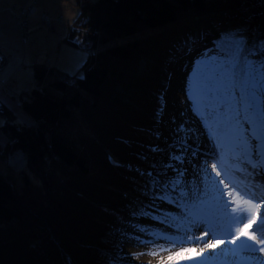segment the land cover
I'll use <instances>...</instances> for the list:
<instances>
[{
	"label": "trees",
	"instance_id": "obj_1",
	"mask_svg": "<svg viewBox=\"0 0 264 264\" xmlns=\"http://www.w3.org/2000/svg\"><path fill=\"white\" fill-rule=\"evenodd\" d=\"M75 3L62 41L87 52L81 66L32 64L33 87L20 95L28 122L0 102V158L14 148L26 158L19 173L0 169V264H140L123 241L153 220L141 212L160 215L155 198L192 152L164 110L174 75L188 93L222 41L264 37V0Z\"/></svg>",
	"mask_w": 264,
	"mask_h": 264
},
{
	"label": "snow or ice",
	"instance_id": "obj_2",
	"mask_svg": "<svg viewBox=\"0 0 264 264\" xmlns=\"http://www.w3.org/2000/svg\"><path fill=\"white\" fill-rule=\"evenodd\" d=\"M220 49L221 57L214 60L202 59L194 67L190 77V99L194 100L204 119L212 122L210 128L213 136H216L218 130L225 129L234 156H239L255 169L258 164L253 161L264 158V37L250 42L247 37L236 33L222 41ZM216 149L223 168L225 144L220 137H217ZM196 154L193 151L192 155ZM211 168L216 171V176L221 175L217 164L213 163ZM200 170L203 188L199 185L189 188L182 183L184 173L181 172L180 178L165 185L164 194L158 197L181 207L184 213L181 219L177 221L176 217L166 215L161 221L172 224L177 228V233L167 235L163 230L135 225L138 232L150 239L144 240L140 236L132 239L140 244H157L163 241L169 245L167 248L161 245L148 253L157 255L160 252H171L178 245L204 241L209 234L213 237L199 251L181 248L176 253V259L169 256L168 264H205L203 258L206 249L214 251L225 243L238 244L240 250L250 254L264 253V213L261 212L264 208V187L240 185V190L237 191L234 182L230 188L223 179L217 181L211 177L207 164L200 166ZM237 170L244 171L243 168ZM148 175L151 176L152 173L149 172ZM224 175H228L227 170ZM220 184H223V189L219 187ZM152 186L156 187V182ZM225 195L227 200L224 199ZM141 215L158 219L147 212H141ZM200 227H204L205 232L201 236H195L193 228ZM218 234L231 235V239L216 243L215 237ZM231 251L236 252L237 249L233 248ZM256 259L258 264H264L258 257Z\"/></svg>",
	"mask_w": 264,
	"mask_h": 264
},
{
	"label": "rangeland",
	"instance_id": "obj_3",
	"mask_svg": "<svg viewBox=\"0 0 264 264\" xmlns=\"http://www.w3.org/2000/svg\"><path fill=\"white\" fill-rule=\"evenodd\" d=\"M28 4L35 7L34 12L22 14L21 17H18L23 6ZM78 12L79 8L76 6L75 0H0V102L5 103L12 114L14 113V122L30 121V116L20 105V95L33 87L32 64L38 62L44 66L46 65L47 69L50 67L55 70L58 67L59 71L65 70L67 73H72L85 60L87 56L85 50L62 41V37L76 18ZM42 13L53 17L61 16V21L55 22L53 20L54 24L50 27L42 23ZM18 19L26 20L23 26L28 37H26L25 41L21 37L24 28L18 24ZM143 64L144 60H141L139 69L143 68ZM179 72L180 70L178 69L174 75V83L168 86L166 111L175 115L174 128L176 126L178 130L188 134L187 144L197 153L195 156L192 155L193 151L186 153L182 183L189 188L194 185H199L203 188V175L200 166L207 164L211 177L219 180L223 179L224 183L227 184L225 177H230L233 173V166H235V169L239 166V168L253 170L255 173L261 174L262 180H259V182L264 187L263 158L253 161V163L258 164V167L253 169L242 158L234 156L231 147L225 146L227 151L224 152V167L220 166V154L216 149V140L217 137L229 138L228 134L225 129H220L217 131L216 136H213L210 128L212 122L204 119L203 113L197 110L194 100L190 99L192 96L190 91L191 82L187 85L189 88L188 93L175 90L178 85ZM47 76L49 77V75ZM49 79L51 78L49 77ZM179 100L181 103L178 102ZM3 119V114L0 113V124ZM1 134L2 132L0 131V139ZM11 163L9 164L6 160L4 161L0 158V169L16 174L26 165L20 168L22 166L21 163ZM172 163L174 164V162ZM213 163L217 164V170L221 172L220 176H216V171L212 170L211 166ZM225 170L228 172L227 176L224 175ZM229 187H233V184H229ZM155 199L157 200L156 203L162 207L156 209L162 216H156L158 219L144 222L141 226L152 230H163L167 235L176 234L178 231L176 227L172 224H164L161 221L166 215L176 217L177 221L181 219L184 215L181 207L165 200L162 201L158 197ZM193 230H200L202 234L205 232L203 227L193 228ZM135 236H140L144 240L150 239V237L134 231L123 241L124 250L128 257H130L129 254L131 252L136 251L135 256L140 260V264H168L169 256L176 259V253L181 248H196L194 244H184L173 247L171 252L165 251L157 255H149L148 253L155 248H159L161 245L167 248L169 245L163 241L157 244H140L135 239H132ZM220 240L227 241L228 239H226L225 234L217 235L215 241L219 242ZM217 249L227 256L218 258V255L215 256V252L211 251L203 258L205 264H258L254 261H257V259L253 253L232 252L233 246L231 244L225 243ZM186 254L191 255L193 253ZM260 254L264 257V253ZM243 258L249 261L237 262V260Z\"/></svg>",
	"mask_w": 264,
	"mask_h": 264
},
{
	"label": "bare ground",
	"instance_id": "obj_4",
	"mask_svg": "<svg viewBox=\"0 0 264 264\" xmlns=\"http://www.w3.org/2000/svg\"><path fill=\"white\" fill-rule=\"evenodd\" d=\"M27 37H28V35H27ZM164 110H166V108L164 109ZM1 125H2V123L0 124V131L2 132V130H1ZM2 134H4L3 132H2ZM190 150V149H189ZM192 151H194L193 150V148H192ZM225 151H227V150H225ZM224 151V152H225ZM238 169V168H237ZM237 169H235L234 171H233V176H230L231 177V180H232V183L234 182L236 185H237V187L239 188V186L240 185H255V186H260V187H262L261 185H260V182H259V180H262V178H261V174H258L257 172L255 173V171H253V170H244V171H238ZM226 178V177H225ZM217 181H219V179L218 178H215ZM227 180L230 182V180H229V176L227 177ZM219 187L221 188V189H223V184H220L219 185ZM240 189V188H239ZM255 190V189H254ZM227 190H225V192H226ZM224 199H228V197H227V195H225V197H224ZM229 210H230V208H229ZM158 216H162V215H158ZM245 223V222H244ZM204 228V227H203ZM234 232V231H233ZM218 233H219V229H218ZM193 234L195 235V236H201V235H203L202 233H201V231L200 230H193ZM218 235H221V234H218ZM209 240H213V237L211 236V234H209L208 236H206L205 238H204V241H201V242H199V243H191V244H194L195 246H196V251H199L201 248H205V243L207 242V241H209ZM216 243H219L218 241H215ZM233 246V248H236L237 249V251H240V252H243V253H247L246 251H244V250H240L239 248H238V244L237 245H232ZM211 252V250H207L206 249V251H205V255H207V254H209ZM214 252H215V256H217L218 255V258L219 257H226L227 255L225 254V253H221L218 249H215L214 250ZM256 257H258L259 258V261H264V257L262 256V254H260L259 252H257V253H253ZM235 255V254H234ZM221 257V258H222ZM244 261H249L248 259H246V258H243V259H239V260H237V262H244ZM255 262H257L258 263V261H256V260H254Z\"/></svg>",
	"mask_w": 264,
	"mask_h": 264
},
{
	"label": "built area",
	"instance_id": "obj_5",
	"mask_svg": "<svg viewBox=\"0 0 264 264\" xmlns=\"http://www.w3.org/2000/svg\"><path fill=\"white\" fill-rule=\"evenodd\" d=\"M34 10H35L34 6H31L29 4L28 5H24L23 8L20 10L18 17H21L22 14L32 13V12H34ZM41 18H42V23L46 24V25H48L50 27L54 24L53 20L55 22H60L61 21V16L53 17V16L47 15L46 13H42L41 14ZM25 23H26L25 19H18V24H20L23 28H24L23 25H25ZM21 37H22L23 41L26 40L27 34H26L25 31L22 32ZM7 162L9 164H10V162H12L11 164L21 163L22 166L20 168H22L26 164V158H25L24 152L20 148H18L17 150L12 152L10 155H8Z\"/></svg>",
	"mask_w": 264,
	"mask_h": 264
},
{
	"label": "water",
	"instance_id": "obj_6",
	"mask_svg": "<svg viewBox=\"0 0 264 264\" xmlns=\"http://www.w3.org/2000/svg\"><path fill=\"white\" fill-rule=\"evenodd\" d=\"M5 135V134H4ZM18 148H14L12 150H10L8 153H6V158L5 160L7 161L8 155H10L12 152H14L15 150H17ZM21 149V148H20ZM22 150V149H21Z\"/></svg>",
	"mask_w": 264,
	"mask_h": 264
}]
</instances>
